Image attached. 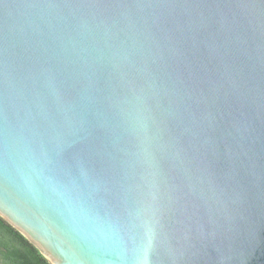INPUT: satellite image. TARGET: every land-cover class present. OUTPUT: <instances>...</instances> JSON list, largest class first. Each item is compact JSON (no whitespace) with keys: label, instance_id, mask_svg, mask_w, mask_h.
Listing matches in <instances>:
<instances>
[{"label":"water","instance_id":"obj_1","mask_svg":"<svg viewBox=\"0 0 264 264\" xmlns=\"http://www.w3.org/2000/svg\"><path fill=\"white\" fill-rule=\"evenodd\" d=\"M0 216L50 264H264V0H0Z\"/></svg>","mask_w":264,"mask_h":264},{"label":"trees","instance_id":"obj_2","mask_svg":"<svg viewBox=\"0 0 264 264\" xmlns=\"http://www.w3.org/2000/svg\"><path fill=\"white\" fill-rule=\"evenodd\" d=\"M0 264H50L41 252L0 216Z\"/></svg>","mask_w":264,"mask_h":264}]
</instances>
